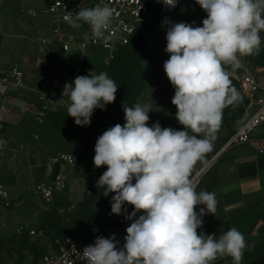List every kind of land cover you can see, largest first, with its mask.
Listing matches in <instances>:
<instances>
[{
	"label": "clouds",
	"instance_id": "obj_1",
	"mask_svg": "<svg viewBox=\"0 0 264 264\" xmlns=\"http://www.w3.org/2000/svg\"><path fill=\"white\" fill-rule=\"evenodd\" d=\"M160 2L174 9L179 0ZM195 3L207 13L202 26L163 20L169 56L163 69L175 89L171 103L183 130L159 122L148 126L152 106L137 102L123 106V125L109 127L96 140L94 166L107 167L96 187L105 197L114 193L110 215L123 213L131 223L122 247L114 233L84 247L88 264H213L222 257L241 264L248 247L236 227L218 238L198 232L203 217L215 215L218 201L214 192H197L191 174L211 151L224 108L240 100L225 66L240 67L241 57L259 54L264 45V0ZM112 17L110 7L96 5L66 12L64 19L74 28L88 24L100 38ZM119 86L106 72L94 71L66 82L62 97H68V116L77 126L90 125L96 109L115 101ZM4 143L0 140V146ZM125 204L133 211L128 213Z\"/></svg>",
	"mask_w": 264,
	"mask_h": 264
},
{
	"label": "rangeland",
	"instance_id": "obj_2",
	"mask_svg": "<svg viewBox=\"0 0 264 264\" xmlns=\"http://www.w3.org/2000/svg\"><path fill=\"white\" fill-rule=\"evenodd\" d=\"M154 1L150 0V14L144 30L128 47L119 51L109 65L104 64L100 55H91L88 68L78 74L88 75L91 71L96 74L106 72L120 85L115 101L106 105L105 110L94 111L88 129L77 126L67 112L54 113L49 117L54 130L61 136L76 138L81 145L78 149H73L79 170L72 174L69 190L51 205L43 203L29 187L33 182L44 179L47 175L45 173L41 179L32 180L29 185L23 187L15 198L11 197V206L7 207L3 199L0 200V264H41L42 258L50 248L60 250L69 238L85 245L101 232L116 235L117 215H110V201L114 193L105 197L103 189L96 187V181L107 170L106 166L96 168L93 163L98 138L95 127L100 121L117 115V123L123 125L126 122L124 105L133 106L137 102H147L153 110L149 113L148 126L159 122L162 127L183 130V126L175 118L177 109L171 103L175 89L163 69V63L169 58L164 51L167 26L163 24V20L167 17L172 22H195L194 26H202V20L206 18L207 13L195 0H184L174 15L163 16ZM261 36L264 38V32ZM259 55L264 62V45ZM254 63L257 65L258 62L254 59ZM225 69L230 73L227 66ZM74 73V70L69 73L68 82L78 76ZM231 86L239 93L240 100L224 108L221 126L212 142L213 147L195 164L197 166H203L214 158L244 119L245 97L232 79ZM62 98L68 100L66 96ZM1 147L3 151L0 155L11 150L3 145ZM35 150L44 157V166L48 167L53 157L50 147L39 145ZM11 151L23 152L24 148L15 147ZM61 151L55 152L57 154ZM129 225L130 223L119 230L120 233L126 231ZM31 231H35V234L32 235Z\"/></svg>",
	"mask_w": 264,
	"mask_h": 264
},
{
	"label": "crops",
	"instance_id": "obj_3",
	"mask_svg": "<svg viewBox=\"0 0 264 264\" xmlns=\"http://www.w3.org/2000/svg\"><path fill=\"white\" fill-rule=\"evenodd\" d=\"M48 2L0 0V79L16 68L25 76L23 89L0 90V111L9 99L23 101L8 121H0V140L6 142L3 146L11 150L24 148L23 152L8 150L0 155V187L14 198L23 187L32 180L41 179L49 170L44 166V157L35 150L39 145L50 147L52 156L57 150L75 155L73 149L81 146L76 138L61 136L54 130L49 120L54 113L45 117L36 115L37 93L62 98V85L68 82L69 73L74 70V75L82 74L88 68L90 57L80 61L76 53H65L60 45L43 48L40 39L49 37L52 28L50 18L44 12ZM250 58L253 63L254 59L259 63H254L255 66L264 67L259 54L250 55ZM245 101L244 116L246 98ZM260 139H264V125L256 129L251 143L222 153L197 189V192H214L218 201L215 215H205L198 232L214 234L218 238L236 227L248 244L241 264H264V154L258 152ZM201 207L203 205L197 206L196 211ZM125 235L123 230L115 236L121 243ZM213 264H233V260L222 257Z\"/></svg>",
	"mask_w": 264,
	"mask_h": 264
},
{
	"label": "built area",
	"instance_id": "obj_4",
	"mask_svg": "<svg viewBox=\"0 0 264 264\" xmlns=\"http://www.w3.org/2000/svg\"><path fill=\"white\" fill-rule=\"evenodd\" d=\"M184 0H179L174 9H169L160 0H155L159 11L163 16L174 15ZM150 0H49L48 7L44 11L51 21V33L49 37L40 39L43 48L53 45H60L65 53L74 52L79 60L85 57L98 54L102 57L105 65H109L119 51L128 47L135 37L144 30L149 19ZM96 5L108 6L113 10V17L109 28L104 35L97 38L93 35L90 26L81 23V26L74 28L64 19L66 12L79 11L81 8L95 7ZM230 77L237 83L241 93L247 99V108L244 119L239 128L228 138L221 151L203 166L195 165L191 174V180L198 189L203 176L217 160V158L234 147L249 144L252 142L253 134L259 127L264 125V67H257L252 62L250 55L240 58V67L232 68ZM24 72L13 69L9 74L0 79V90L12 88L21 90L25 87ZM23 101L9 99L7 104L0 111V121H8L16 107H21ZM38 108L36 115L45 117L48 113L67 112L69 101L65 98H57L53 95L38 92L36 95ZM27 107L25 105L24 110ZM116 116H110L100 121L95 128L97 136L103 134L109 127L117 123ZM260 147L258 152L264 154V139L258 140ZM3 147L0 146V154ZM49 170L44 179L33 182L29 187L30 191L43 203L51 205L60 196L66 193L72 182V174L79 170L77 157L72 153H57L49 162ZM0 196L7 207L12 205L11 195L3 187H0ZM127 212L133 211L131 205L125 204ZM142 213L137 214L138 216ZM118 229L116 235L130 221L124 219V214L116 216ZM34 235L35 231H31ZM105 238L111 235L101 232L89 243L81 245L74 239H67L60 250L49 249L42 258L41 264H88L82 255L84 247L94 244L96 238ZM124 240L118 247H122Z\"/></svg>",
	"mask_w": 264,
	"mask_h": 264
}]
</instances>
